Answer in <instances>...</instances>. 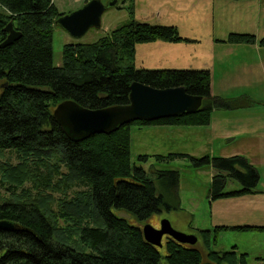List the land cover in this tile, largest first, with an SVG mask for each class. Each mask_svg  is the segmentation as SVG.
<instances>
[{
    "label": "trees",
    "instance_id": "1",
    "mask_svg": "<svg viewBox=\"0 0 264 264\" xmlns=\"http://www.w3.org/2000/svg\"><path fill=\"white\" fill-rule=\"evenodd\" d=\"M88 0H84V3ZM129 18L92 42L72 40L62 46L63 63L52 61V35L59 12L53 0H0V43L11 21L20 36L0 47V154L13 151L16 164L0 163V220L14 230H0V264H201L195 245L164 237L162 246L145 241L141 226L152 215L178 210L179 171L153 169L150 177L131 163L132 125H207L213 110L244 107L247 96L211 93L209 69L134 66L135 45L163 40L191 41L175 25L153 24L133 16L134 0H122ZM124 6V7H125ZM114 7L122 8L117 3ZM9 9V12L5 11ZM217 41L259 44L249 32H230ZM155 88L183 86L202 103L192 113L153 121L134 120L111 133L70 140L53 117L55 106L67 99L88 108L129 103L130 84ZM177 154L155 155L158 160ZM183 155V154H179ZM189 158L192 167L213 169L210 201L258 192L259 174L242 155ZM147 154L137 156L145 162ZM241 187L226 190L228 180ZM71 191L70 196L68 192ZM120 212L130 215L119 216ZM264 230V225H217L199 229L207 261L251 264L248 253L214 250L222 230ZM264 261V252L254 257Z\"/></svg>",
    "mask_w": 264,
    "mask_h": 264
},
{
    "label": "rangeland",
    "instance_id": "2",
    "mask_svg": "<svg viewBox=\"0 0 264 264\" xmlns=\"http://www.w3.org/2000/svg\"><path fill=\"white\" fill-rule=\"evenodd\" d=\"M103 1L107 2L111 0ZM121 1L122 0H117L116 3L122 5V8L111 7L102 14L100 28L89 29L79 39L72 38L65 30L55 25L52 35L53 64L55 66L62 65L63 58L61 49L64 43L72 40L92 42L110 29L126 22L129 18L126 8L127 5L125 6V4H122ZM53 2L59 12L65 13H69L84 4V0H53ZM227 3L228 1L225 0H134L133 16L137 20L148 21L153 24L175 25L178 31H180L179 33H187L188 35L200 37L202 39L201 44L208 49L206 52L208 54H211V52L209 45L205 42L208 40L209 36L214 35L218 37L216 35H223L226 37L229 32H249L255 34L256 37H264L263 24L259 26L260 28L256 26L254 28H249V26H241L238 23L231 24V19L236 17L235 14L239 10H232L227 6ZM212 30L214 33L211 35ZM150 60V57L145 56L144 52L139 50L136 58H134V66L137 68L161 69L155 66H148L147 64ZM245 81L246 84H243V81L238 78H229L226 80L225 85L227 93L230 95L244 93L248 98L260 101L261 110H264V81L259 82L254 78ZM236 112L238 111H232L229 114H237ZM255 118H257V114H255L253 119ZM259 121L263 122L264 127V112L261 113V119ZM209 124H135L131 126L130 159L132 164L141 165L150 177L154 176V168L176 169L179 171L178 197L180 208L178 210L156 213L144 223H150L155 227H159L161 219H168L175 230L186 234H195L199 229L210 228V230H213L214 227L220 223L235 222L248 224L252 221L264 222V202L263 204L258 202L253 209L238 208L235 210V208H232L231 213H223L225 210H229L231 205V203H229L230 200L221 198L223 200H214V203L210 201L208 197L213 169L210 165H203L198 168L192 167L189 158L186 156L242 155L246 157L258 171L259 181L256 189H258V191H264V143H253L252 138L247 135H240L235 142L224 141L222 138L219 139V136H213V134L217 135V129L215 130V128L210 127ZM246 124L247 122L244 120L234 119L231 122V127L232 129L238 128L242 130ZM252 125L253 124L248 125V131L252 130ZM261 137H264V130ZM140 154H147L149 157L145 162H142L137 159V156ZM157 154L177 155L173 158L158 160L155 156ZM5 161L16 164L18 159L13 151H3L2 154H0V163ZM241 184V182L229 179L225 189L239 188ZM70 194L71 191L68 192L69 196ZM4 197H8V193L0 187V198ZM246 198L264 201V195ZM253 203L254 202H252V204ZM215 205L217 206L215 207ZM234 245L237 247L236 249L238 252L248 253L249 263H255V255L264 250V230L246 232L222 230L217 234L216 242L213 244L212 248L214 250L228 251L231 250ZM195 246L201 251L202 262L207 261L200 239ZM261 264H264V261H262Z\"/></svg>",
    "mask_w": 264,
    "mask_h": 264
},
{
    "label": "crops",
    "instance_id": "3",
    "mask_svg": "<svg viewBox=\"0 0 264 264\" xmlns=\"http://www.w3.org/2000/svg\"><path fill=\"white\" fill-rule=\"evenodd\" d=\"M228 1L227 6L232 10L238 9L235 14L236 17L231 19V24L238 23L239 25L249 26V28H260L261 24L264 25V0H225ZM254 25V26H253ZM229 26V25H228ZM227 26V27H228ZM252 26V27H250ZM226 27V28H227ZM252 31V30H250ZM180 32V31H179ZM253 32V31H252ZM213 30L211 35L213 34ZM230 33V32H229ZM182 37L191 39V41L180 42H168L163 40H155L152 42L138 43L135 46L134 58L138 54L139 50H142L145 56L150 57V61L147 64L151 67L158 68H192V69H209L212 74L211 93L222 97H241L245 96L244 93L230 95L225 89L226 80L231 77L238 78L246 84L245 80L254 78L256 80L264 81V46L257 43L255 44H230L217 41L218 39H224L223 35H216L218 37L209 36L205 42L209 45L210 52L203 44L202 39L196 35H188L187 33H180ZM221 34V31H220ZM220 36V37H219ZM227 36V35H226ZM259 36V35H257ZM191 37V38H190ZM194 38V39H193ZM259 38V37H257ZM70 42V41H69ZM146 66V65H142ZM245 79V80H243ZM229 86V84H228ZM251 99V98H250ZM250 104L231 110H213L211 114L210 127L215 128L216 134L213 136H219V139L224 141L235 142L240 135H247L252 138L253 143H264L263 134V122L261 119V113L264 110L260 101L251 99ZM222 111V112H221ZM232 111H238L237 114H229ZM255 114L257 118L253 119ZM244 120L247 122L242 130L238 128L232 129L231 122L234 120ZM252 125V130L248 131V125ZM246 136V137H247ZM254 137V138H253ZM257 195H264V191H258L255 193L244 194L237 197H228L231 203L229 210H225L223 213H231L232 208L238 209H250L260 202L263 204V200L247 199L246 197L254 198ZM216 200V201H221ZM214 202V201H213ZM252 202H254L252 204ZM215 203V202H214ZM228 203V202H227ZM217 205H215L216 207ZM262 206V205H261ZM264 225V222L252 221L251 223H220L218 225ZM210 229V228H208ZM196 230V229H192ZM229 231V229H228ZM235 232H246L236 231ZM256 231V230H248ZM258 231V230H257ZM235 246V245H234ZM232 246V247H234ZM237 247L235 246V250ZM238 252V251H237ZM258 253L255 256L261 255Z\"/></svg>",
    "mask_w": 264,
    "mask_h": 264
},
{
    "label": "water",
    "instance_id": "4",
    "mask_svg": "<svg viewBox=\"0 0 264 264\" xmlns=\"http://www.w3.org/2000/svg\"><path fill=\"white\" fill-rule=\"evenodd\" d=\"M117 0H88L81 7L58 16L54 24L65 30L72 38L79 39L91 28H100L102 14L114 7ZM6 37L0 43L4 47L20 36L9 21L3 28ZM129 103L103 108L84 107L74 100L58 103L53 117L63 133L73 141H80L96 133H111L119 126L134 120L153 121L161 118L195 112L202 103L200 96L190 95L183 86L155 88L137 81L130 84ZM119 216L130 215L120 212ZM12 222L0 220V230H14ZM142 235L148 243L161 247L164 236L177 242L195 245L197 236L175 230L168 219H161L159 227L150 223L141 226ZM201 264H215L210 261Z\"/></svg>",
    "mask_w": 264,
    "mask_h": 264
},
{
    "label": "clouds",
    "instance_id": "5",
    "mask_svg": "<svg viewBox=\"0 0 264 264\" xmlns=\"http://www.w3.org/2000/svg\"><path fill=\"white\" fill-rule=\"evenodd\" d=\"M5 11H6V12H9L10 10H9V9H7V8H5Z\"/></svg>",
    "mask_w": 264,
    "mask_h": 264
},
{
    "label": "flooded vegetation",
    "instance_id": "6",
    "mask_svg": "<svg viewBox=\"0 0 264 264\" xmlns=\"http://www.w3.org/2000/svg\"><path fill=\"white\" fill-rule=\"evenodd\" d=\"M164 237H166V236H164ZM164 237H163V239H164ZM163 239H162V240H163Z\"/></svg>",
    "mask_w": 264,
    "mask_h": 264
}]
</instances>
